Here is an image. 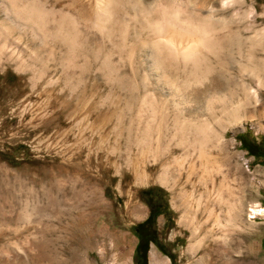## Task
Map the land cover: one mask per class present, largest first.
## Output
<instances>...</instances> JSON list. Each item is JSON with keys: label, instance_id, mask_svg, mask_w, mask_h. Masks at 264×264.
<instances>
[{"label": "rangeland", "instance_id": "1", "mask_svg": "<svg viewBox=\"0 0 264 264\" xmlns=\"http://www.w3.org/2000/svg\"><path fill=\"white\" fill-rule=\"evenodd\" d=\"M180 2V16L216 20L219 51L233 35L242 55L264 60V0ZM74 32L73 62L53 43L33 63L34 72L19 65L26 53L0 57V264H111L116 252L136 264L135 227L150 203L164 213L139 232L154 230L162 251L150 242L146 264L151 251L163 264H264V84H250L260 110L239 111L232 121L218 99L207 104L194 92L220 71L238 81L253 78L235 63L218 65L209 56L210 74L186 80L177 61L170 83L168 72L155 80L145 35L131 50L130 31ZM85 34L93 40H83ZM188 35L181 29L162 37L180 50ZM233 55L240 60L236 50ZM40 65L46 67L41 76ZM204 121L216 133L214 142L200 146L206 150L175 144L176 126H188L191 143L193 128ZM235 135L263 148V155L248 154ZM202 154L207 167L198 166ZM167 163L173 173L161 183L157 176Z\"/></svg>", "mask_w": 264, "mask_h": 264}, {"label": "bare ground", "instance_id": "2", "mask_svg": "<svg viewBox=\"0 0 264 264\" xmlns=\"http://www.w3.org/2000/svg\"><path fill=\"white\" fill-rule=\"evenodd\" d=\"M186 1L190 2L191 0ZM180 5V0H0V57L4 56L6 60H10L13 59V54L16 52L18 53V59H20L19 54L26 53L28 58L22 61L20 59L21 63L19 65L22 64L23 66L25 64L24 66L31 67L34 72L33 66L39 63L40 55L42 56L46 52L48 43L61 47L63 49L62 56L73 62L76 54L75 46L78 40L76 34L73 35L71 30L75 31L74 33L80 32L82 34L89 29H95L103 34L114 31H130L132 42L129 43V48L131 50L137 47V38L145 35L146 41L143 45L147 49L149 48L151 66L153 70L159 73L155 80H161L164 74L168 72L167 80L171 83L176 73L174 72V66L177 61L182 64L181 75L186 80L190 77L207 76L213 68V65L209 63V56H212L211 61L216 60L218 65L231 66L235 63L239 73L247 72L253 78L249 77L245 78V80L242 78L238 81L233 77H224L223 72L220 71L218 75H214L215 79L213 82H209L207 86L200 90H195L194 96L196 98H200V96L205 98L207 104L214 99H218L222 113L232 121L236 120L239 111L254 112L260 110L261 103L257 102L256 92L251 89L250 84L256 83L257 86L264 84V60L250 53L245 56L242 55L239 39L233 35L225 38L222 46L223 50L219 51L216 47L217 42L213 33L216 20L210 15L201 16L199 13H192L190 17L185 15L184 18L180 16ZM137 23L139 24L137 25ZM129 26H131V29ZM181 29L189 33V38L186 40L185 46L179 50L171 41V37L165 40L162 36ZM86 38H89V41L93 40L87 34H85L83 40ZM262 42V40L259 41V45ZM8 46L11 48L9 56L6 52ZM234 50L237 51L240 60L235 59ZM34 62L37 63L33 64ZM40 66L36 73L41 76L45 72L46 67ZM73 75L74 72H72ZM165 95H170V93L165 91ZM177 103L179 104V102ZM209 119L212 122H217L220 129L223 127L222 121L218 120L212 111L209 113ZM197 120L199 121V119ZM205 121L198 123L197 128H193L196 125L192 127L195 134L191 143H187L186 139L188 126H180L181 124L178 127L176 126V132L173 131L174 134L172 136L173 138L174 135L178 136L176 140L174 139L176 141L175 144L182 147L186 144L190 145V147L193 145L200 147L206 146L207 142H214L216 133L209 126L210 124L208 125L207 121ZM192 123L189 124V127ZM200 152L199 154H201ZM139 153L140 156L144 155V153L146 154L144 148H140ZM185 154V156L188 155L187 153ZM203 154L200 155V158H197L199 159V167H207V164H210L209 159ZM192 168L190 169L192 170ZM168 170L170 171L168 163L161 168V172L157 176L161 183H165ZM191 170L190 172L193 171ZM141 175L135 174L136 180H141ZM251 210L252 213L256 211L254 209ZM122 252H125V250ZM115 257L116 259L111 264H125L123 253L120 255V253L116 252ZM149 259L150 264H163V260L154 251L150 252Z\"/></svg>", "mask_w": 264, "mask_h": 264}, {"label": "trees", "instance_id": "3", "mask_svg": "<svg viewBox=\"0 0 264 264\" xmlns=\"http://www.w3.org/2000/svg\"><path fill=\"white\" fill-rule=\"evenodd\" d=\"M235 139L239 142L242 149H244L248 154L259 157L263 155V148L259 147L257 144H254L252 141L248 140L247 137L243 135H235ZM253 145L255 146L253 147ZM148 205H149V212L147 217L144 219V221L137 224V226L135 227V230L139 235V241L134 247V251L139 254L136 264H146V252L148 249V244L150 242L153 243L160 251H162L157 244L154 230H151V232H147L149 231L148 229L145 232L144 231L139 232V229L142 226H146V225L150 226L159 214L164 213L163 208H161L159 204L150 203Z\"/></svg>", "mask_w": 264, "mask_h": 264}, {"label": "flooded vegetation", "instance_id": "4", "mask_svg": "<svg viewBox=\"0 0 264 264\" xmlns=\"http://www.w3.org/2000/svg\"><path fill=\"white\" fill-rule=\"evenodd\" d=\"M254 143V142H253ZM255 144V143H254ZM255 145H253V147H254ZM257 150H258V148H257ZM259 152V151H258Z\"/></svg>", "mask_w": 264, "mask_h": 264}]
</instances>
